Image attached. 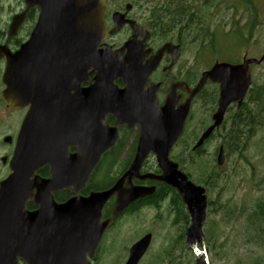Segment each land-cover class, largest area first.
Instances as JSON below:
<instances>
[{"label":"water","instance_id":"water-1","mask_svg":"<svg viewBox=\"0 0 264 264\" xmlns=\"http://www.w3.org/2000/svg\"><path fill=\"white\" fill-rule=\"evenodd\" d=\"M30 3L42 8L35 33L15 52L0 45V58H6L2 97L13 108L29 107L10 161L11 173L0 183V264H91L110 223L131 203L155 193L156 185L136 184V179L175 188L191 216L186 241L194 248L197 242L204 244L206 189L193 182L170 153L184 133L193 97L207 81L220 84L219 106L196 147L222 123L232 102L241 104L252 85L250 65L261 59L216 62L192 91L185 83L174 84L160 106L161 83L150 77L166 47L143 62L139 44L145 36H132L118 49L104 42L105 0ZM20 22L15 19L11 28ZM115 22L111 34L126 19L117 15ZM118 79L123 87L116 84ZM179 89L190 92L184 104L179 102ZM108 115L115 125L106 121ZM122 126L139 128L131 163L109 188L82 194L103 155L117 144ZM150 155L160 173L142 171ZM218 163H224L223 147ZM45 166L48 177L39 174ZM64 189L73 195L60 203L54 193ZM112 198V215L103 219ZM31 202L37 209H28ZM151 240L150 233L137 241L125 264H138ZM197 264H209L208 257L198 253Z\"/></svg>","mask_w":264,"mask_h":264},{"label":"rangeland","instance_id":"rangeland-1","mask_svg":"<svg viewBox=\"0 0 264 264\" xmlns=\"http://www.w3.org/2000/svg\"><path fill=\"white\" fill-rule=\"evenodd\" d=\"M209 1L210 14L208 19L203 23L198 21L196 24L199 28L196 32L197 48L195 45H191L193 53L195 51L196 54L198 53L196 57L198 63L197 82H199L202 73L217 61L223 62L231 58L235 62L236 60L241 61L243 57H255L261 59L257 65L252 67L254 79L251 90L255 89L253 92V98H255L259 92L257 89L264 84V0ZM227 32L231 33L225 36ZM124 37L119 36L117 39ZM241 39L243 42L240 44ZM182 61L183 72H185L191 64H194L195 59L189 52ZM182 77L184 78L185 74L178 75V78ZM206 84L193 106L190 135L201 134L211 123L212 115L218 107L219 84L213 81H208ZM262 96L264 97V93ZM243 99L245 100L244 104L247 103L248 96ZM263 106H258L252 102L248 108H261ZM239 108L234 106L228 111L229 120L226 122V127L222 128V131L220 129L217 136L204 146L205 153L196 158L195 167H190L191 177L196 183L204 185L195 178L205 180L203 178L205 175L200 169L206 165H211L213 160H216L218 156L217 147L222 143V135L233 124L235 113ZM3 109L1 106L0 112ZM1 124L0 121V135L3 131ZM130 141L131 139L129 143ZM190 142L191 139H187L174 149V154L178 153L181 162L186 163L187 166L189 165L187 161L192 156L190 149L194 145L189 149ZM244 148V154L249 161L242 158L238 153L228 157L229 148L225 147L226 162L224 165L227 168L218 174L217 182L211 187L215 190L210 194L208 192L209 198L214 199L217 196V200L213 201L215 212L210 215L211 219L216 217L221 219L225 210V202L230 205L228 200L239 209L244 205L249 210L260 211L259 199L264 196V125L258 129ZM4 152L5 150L0 146V157ZM127 159H129L127 153H123L121 160L125 162ZM174 159L177 160V157ZM153 160L156 162L155 157ZM105 161L108 162L107 159ZM116 163L117 160L110 161L108 165H104L103 162L99 168L105 166L110 171ZM150 163L152 165V162ZM115 168L118 170L119 165ZM182 169L186 170L183 167ZM101 170H104L105 173L104 168L99 169L96 171L97 174L95 173L94 179L100 180L99 183L106 184L109 180L104 174L102 175ZM6 171L7 169L4 170L0 163V176H3ZM170 202V199L165 201L160 209L145 208L140 213L122 216L105 232L99 248L101 260L98 264H123L127 260L130 246L149 232L153 234V241L149 254H146L141 264H195L196 257L191 252L189 244L185 242V239L184 241L178 239L180 233H185V229L183 224L175 225L173 223L174 215ZM210 205H212L211 201ZM245 215L246 213L241 215L239 222H231L224 226L223 235L217 237L215 242L218 243L223 238H227L229 241L216 244L217 251L214 250L213 254L208 251L210 264H254L255 262H252L254 256L258 253L264 255V241H260L256 236V233H259L264 238V221H261L259 229H249V237L244 233L247 229L242 226ZM208 241L213 242L209 240L206 234V242ZM182 242L186 248L182 252L184 254L182 260L176 263V255L179 251L175 249ZM231 254L234 255L231 257ZM222 257L224 259H221Z\"/></svg>","mask_w":264,"mask_h":264},{"label":"flooded vegetation","instance_id":"flooded-vegetation-1","mask_svg":"<svg viewBox=\"0 0 264 264\" xmlns=\"http://www.w3.org/2000/svg\"><path fill=\"white\" fill-rule=\"evenodd\" d=\"M107 11L106 20L109 29L113 28V15L115 13L126 14L129 23L124 25L116 34H110L106 42L112 44L115 48L121 47L132 36H145L141 39L139 50L142 54L143 62L154 58L155 55L166 47L161 56V63L152 74V81L162 83L159 92L160 104H163L168 88L174 83H185L189 90L197 85V61L196 51L193 53L191 45L196 46V32L199 28L197 22H204L208 19L209 0H106ZM42 8L39 4L28 7L26 0H0V45L8 47L12 52L20 49L21 45L26 43L36 31L40 24ZM15 19H21L17 28H11ZM142 30H147L150 34L146 36ZM119 36L124 38L117 39ZM6 49V48H5ZM191 53L195 59L194 64L183 72L182 59L188 53ZM6 67V59L0 58V121L3 131L1 133L0 146L5 150L0 157L2 167L8 170L9 160L13 155L16 139L19 134L23 118L28 111V107L18 110L8 106L2 98V92L5 85L2 83V77ZM181 67V68H180ZM185 74V77L178 78L179 74ZM117 84L123 87L122 79L117 80ZM181 102L190 97V92L186 89L178 90ZM165 96V97H164ZM164 97V98H163ZM196 96L191 101L190 116L193 114V106L196 103ZM108 120L114 123L112 116L108 115ZM7 138V139H6ZM72 151L76 148L72 147ZM7 157V162L3 158ZM44 177L49 176V169L45 167ZM7 172V171H6ZM0 176V181L9 173ZM67 191H62V193ZM60 193V192H59ZM64 202L68 198L60 200ZM140 205L142 202L139 203ZM30 209H35V205L30 203ZM179 258L176 259V263Z\"/></svg>","mask_w":264,"mask_h":264},{"label":"trees","instance_id":"trees-1","mask_svg":"<svg viewBox=\"0 0 264 264\" xmlns=\"http://www.w3.org/2000/svg\"><path fill=\"white\" fill-rule=\"evenodd\" d=\"M243 42V39H241L240 44ZM234 59L230 60H224L228 62H233ZM235 62H239L236 60ZM257 90L259 92L257 93V96L253 98V92L255 89L249 90L246 96H248V101L247 103H243L242 107L237 109L238 111L235 113L234 116V122L231 124L230 128L228 131L222 135V144L224 147L229 148L228 149V157L231 156L234 153H238L242 158L245 160L249 161L245 154V146L248 144L250 141L251 137L255 135V133L264 125V97L262 96L264 93V84L260 86ZM252 102H255L258 106H263L261 108L253 107V108H248V105H251ZM229 120V119H228ZM131 135V134H130ZM126 132L122 134V137L117 144V146L110 151L107 152L106 156L104 157L102 163L104 162V165L110 164V161L117 160V163L115 164V167L119 165L118 170L114 167L112 170L108 171L106 167H101L105 169V177L108 179L111 178V183L116 180V176L114 175H120L123 170L128 166L129 161L132 159L135 151V141L133 140V136H130ZM131 139L130 143L129 140ZM129 143V144H128ZM203 150H199L196 153H193L191 156V159L187 161L189 163L188 166H185L184 163L181 162L180 158L178 155L177 160L180 162V166H183L186 171H188L189 176H191L190 172V167H195L196 163V158H199L202 155H198L197 153H202ZM123 153H127L129 159H127L125 162L121 160V155ZM108 160L105 161V160ZM251 161V160H250ZM251 163H253L251 161ZM100 167V166H99ZM124 167V168H123ZM101 168H98L101 169ZM123 168V169H122ZM227 166L224 165L222 167H219L216 163V160H213V163L211 165H206L203 168H201L202 174L205 175V180H200L198 178H195L205 184L207 186L208 191L211 193L215 189H211L212 186L215 185V183L218 180V174L224 170H226ZM146 169H153L156 172L158 171V168L155 164V162L151 165L149 164V161L146 163ZM97 170V171H98ZM97 174V173H96ZM94 174L91 178V182L89 183L88 187L85 189V192H88L91 189H103L106 186H109V182L106 184L99 183L100 180L94 179L96 176ZM158 189L156 193L150 197H147V201H153L152 203L158 204L161 201H163L166 197H171V203L174 208V224L175 225H180L183 224V228L185 229L186 226L189 224L190 221V216L189 212L187 211L184 203L182 202L181 197L178 195L176 190L172 188L171 186L165 185V184H158ZM71 193L66 192V193H59L56 194V198H59L62 200L63 198H68L70 197ZM211 198V203L209 213L210 215L212 212H215V206H213V201H216L217 196L212 199ZM230 205L225 202V210L223 211V215L221 219H218L216 217L215 219H211L209 216L207 225H206V234L209 237V240H212V248L217 251L216 244L223 243V242H228L229 239L223 238L220 242L216 243L215 241L217 240V237H221L224 233L223 229L224 226L230 224L231 222H239L240 217L243 213H246L243 221V228L247 229L245 234L249 235L250 237V231L249 229H259L261 225V221H264V196H261L259 199V204H260V211H252L244 207V205L239 207L235 206L228 200ZM111 203V202H110ZM105 214L109 215L111 211V204L107 205L105 208ZM184 233H181L178 237V239L182 238L183 239ZM256 236L259 238L260 241H264V238L259 234L256 233ZM234 254H231V257ZM230 257V259H231ZM221 259H224L222 257ZM263 260V261H261ZM252 262L254 264H264V255L258 253L256 256L252 258Z\"/></svg>","mask_w":264,"mask_h":264}]
</instances>
